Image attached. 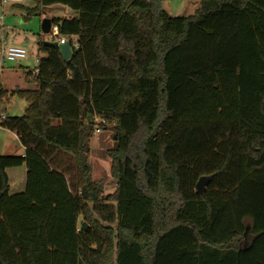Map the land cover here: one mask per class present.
Returning a JSON list of instances; mask_svg holds the SVG:
<instances>
[{"label":"trees","instance_id":"obj_1","mask_svg":"<svg viewBox=\"0 0 264 264\" xmlns=\"http://www.w3.org/2000/svg\"><path fill=\"white\" fill-rule=\"evenodd\" d=\"M32 1L25 19L74 12L51 24L78 48L64 61L41 41L35 88L0 84V105L27 101L0 108L24 147L0 155V264H264V0H195L188 16L161 0ZM94 116L114 143L108 194L91 175Z\"/></svg>","mask_w":264,"mask_h":264},{"label":"rangeland","instance_id":"obj_2","mask_svg":"<svg viewBox=\"0 0 264 264\" xmlns=\"http://www.w3.org/2000/svg\"><path fill=\"white\" fill-rule=\"evenodd\" d=\"M22 5L31 6L30 0H24ZM160 6L171 16H188L195 12L199 6V2L195 0H161ZM15 14L1 13L0 16V40L5 36V33L10 34L11 31L16 34V37L8 38V42L23 46L27 55L25 58L17 61L3 60V72L0 70V83L3 88L12 90L13 88L34 89L35 84L32 81L24 80L23 71L26 68H32L36 65L35 58L43 55L38 50L37 44L41 41H49L47 34L40 29V24L44 18L42 14L31 16L25 19L22 8H13ZM13 39V40H12ZM5 108L4 111L9 116H20L24 113L27 107V101L18 96H11L1 103L0 108ZM111 139L110 128L101 129L99 133L92 134L90 140V156L89 161L92 166V178L94 180H102L104 185V193L108 194L114 191V181L110 175V160L105 156L107 149L113 146ZM23 148L15 133L0 127V155H20ZM9 176L10 193L21 192L20 185H23L24 168L21 166L7 168Z\"/></svg>","mask_w":264,"mask_h":264},{"label":"built area","instance_id":"obj_3","mask_svg":"<svg viewBox=\"0 0 264 264\" xmlns=\"http://www.w3.org/2000/svg\"><path fill=\"white\" fill-rule=\"evenodd\" d=\"M24 0H0V9L2 7V4L4 3H21ZM2 17L0 16V19ZM11 33L8 34L6 33V35L1 38L0 40V70L3 66L2 61L3 60H7V61H17L20 59H23L26 57L27 55V51L23 46L20 45H16V44H10V42H8V38H13L15 37V33L13 32V30H10ZM48 40L49 41H57L58 43H65L66 41L70 42V47L71 50L77 49L78 48V43L76 41V37L75 36H71V37H67L65 35H60L59 34V29L57 27V25L55 24H51L49 31L46 33ZM39 58H35V62L38 63ZM33 73H35V71H33ZM4 115L0 114V119H3ZM94 133H99L101 131V127L98 125V123H105L103 118H99L97 116H94Z\"/></svg>","mask_w":264,"mask_h":264},{"label":"crops","instance_id":"obj_4","mask_svg":"<svg viewBox=\"0 0 264 264\" xmlns=\"http://www.w3.org/2000/svg\"><path fill=\"white\" fill-rule=\"evenodd\" d=\"M31 1V3H32V5L31 6H33L34 5V2L32 1V0H30ZM31 6H25V5H22V2L21 3H19V4H13V3H4V4H2V7H1V9H0V12L1 13H9V15H11V14H15V10H12L13 8H22L23 9V11H24V8L25 7H31ZM24 13H25V11H24ZM74 15V12L73 11H71L70 9H68L66 6H62V5H57V4H55V5H52V6H49L48 8H45V10H44V12L42 13V16L43 17H48V18H63V17H72ZM20 16L21 17H23V15H22V13H20ZM2 19V18H1ZM5 35H6V33H5ZM15 37H16V35H15ZM13 40V39H12ZM11 42V41H10ZM13 44V43H12ZM21 46V45H20ZM41 57H45V54L43 53V55H41V56H38V57H36V58H41ZM35 60V59H34ZM37 64V63H36ZM36 66V65H35ZM34 66V67H35ZM34 67H32V68H26V70H31V69H33ZM3 69H4V65L2 66V68H1V71L3 72ZM26 70H24L23 71V73L26 71ZM24 80L25 81H27V79L25 78V75H24ZM1 84V83H0ZM2 88H3V86H1ZM3 89H5V88H3ZM13 89H16V88H13ZM12 89V90H13ZM18 89H26V88H18ZM5 90H7V89H5ZM7 91H11V90H7ZM4 108V107H3ZM5 109V108H4ZM3 114V113H2ZM4 115H8L6 112H4ZM20 143V142H19ZM22 148H23V151H21V153H20V155H22L23 154V152H24V147L22 146ZM19 168H21V166H19ZM23 168H24V171H23V174H24V183H23V185H20V187H21V189L20 190H22L24 187H25V176H26V168H25V166H23ZM6 173H7V171H6ZM7 176H8V174H7ZM8 181H9V176H8ZM114 185H115V183H114ZM115 189V188H114Z\"/></svg>","mask_w":264,"mask_h":264},{"label":"water","instance_id":"obj_5","mask_svg":"<svg viewBox=\"0 0 264 264\" xmlns=\"http://www.w3.org/2000/svg\"><path fill=\"white\" fill-rule=\"evenodd\" d=\"M50 25H51V19L48 18V17H44L41 21V24H40V29L43 33H47L49 31V28H50ZM44 44L46 45H49L51 47H56L60 50V53H61V56H62V59L64 61L68 60L71 55H72V50H71V47H70V42L69 41H66L65 43H58L57 41H44L43 42ZM211 179V176L208 175V176H201L196 184H195V192L196 193H202L206 190V185L208 184V182L210 181ZM84 226L86 227V224L83 223Z\"/></svg>","mask_w":264,"mask_h":264}]
</instances>
